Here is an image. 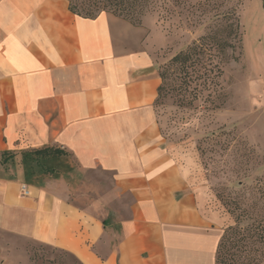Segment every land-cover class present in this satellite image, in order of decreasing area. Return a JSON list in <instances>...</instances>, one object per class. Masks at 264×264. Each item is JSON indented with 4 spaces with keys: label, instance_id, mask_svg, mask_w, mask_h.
Wrapping results in <instances>:
<instances>
[{
    "label": "crops",
    "instance_id": "1",
    "mask_svg": "<svg viewBox=\"0 0 264 264\" xmlns=\"http://www.w3.org/2000/svg\"><path fill=\"white\" fill-rule=\"evenodd\" d=\"M162 42L66 0H0L1 234L80 264H215L229 219L193 156L162 139L151 49ZM45 147L63 154L27 158Z\"/></svg>",
    "mask_w": 264,
    "mask_h": 264
},
{
    "label": "rangeland",
    "instance_id": "2",
    "mask_svg": "<svg viewBox=\"0 0 264 264\" xmlns=\"http://www.w3.org/2000/svg\"><path fill=\"white\" fill-rule=\"evenodd\" d=\"M237 1L192 0L189 11L140 20L153 38H163L151 48L158 74L167 71L166 93L156 105L162 139L193 156L208 204L229 219L228 226L233 218L227 209L234 202L245 208L264 190V0H243L237 8L241 49L228 50L225 63L207 50L199 67L169 66V60L215 29L212 17ZM0 264L80 263L59 248L0 233Z\"/></svg>",
    "mask_w": 264,
    "mask_h": 264
},
{
    "label": "trees",
    "instance_id": "3",
    "mask_svg": "<svg viewBox=\"0 0 264 264\" xmlns=\"http://www.w3.org/2000/svg\"><path fill=\"white\" fill-rule=\"evenodd\" d=\"M70 12L86 19H95L101 13H110L130 24L139 27L140 20L146 14L155 13L159 18L162 15H172L176 8L189 11L192 9V0H66ZM243 0L237 1V6L231 8L225 15H214L217 24L215 29L198 39V42L190 44L184 52H179L169 60L170 65L183 67L202 66L205 51L215 52L224 60L228 50L241 49V25L237 8L241 7ZM219 23V24H218ZM213 57V56H211ZM226 61H221L225 63ZM161 85L157 90V98L154 104L166 93L167 71L158 74ZM158 115V111H157ZM159 122V121H158ZM63 152L52 147L40 150L27 151V158L34 159L41 164L45 158L55 159ZM6 153L1 155L2 164L6 163ZM15 155V154H13ZM12 155V156H13ZM3 156H5L3 158ZM22 161L16 162L17 174L20 177L26 175ZM20 164L22 166H20ZM256 201H251L245 208L238 202L233 203L232 209H227L233 218V224L226 227L219 239L215 252V264H264V190Z\"/></svg>",
    "mask_w": 264,
    "mask_h": 264
},
{
    "label": "built area",
    "instance_id": "4",
    "mask_svg": "<svg viewBox=\"0 0 264 264\" xmlns=\"http://www.w3.org/2000/svg\"><path fill=\"white\" fill-rule=\"evenodd\" d=\"M20 189H21V194L23 196H27L29 194V189H28V187L26 185H24V184L21 185Z\"/></svg>",
    "mask_w": 264,
    "mask_h": 264
}]
</instances>
